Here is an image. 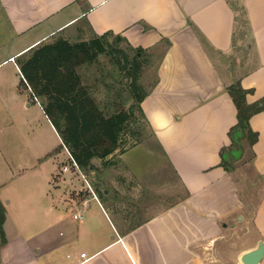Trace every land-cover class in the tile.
<instances>
[{
	"label": "crops",
	"instance_id": "1",
	"mask_svg": "<svg viewBox=\"0 0 264 264\" xmlns=\"http://www.w3.org/2000/svg\"><path fill=\"white\" fill-rule=\"evenodd\" d=\"M0 16L10 34L4 46L12 49L0 50V67L12 61L18 74L16 59L56 33L78 41L110 31L142 53L159 50L154 82L140 108L184 191L152 214L141 208L138 216H146L136 222L128 210L115 209L117 193L106 189L102 196L92 189L70 195L66 184L65 194H42L46 203L37 218L16 222L10 215L26 216L33 207L28 196L0 193V264H241L240 255L264 241V110L249 119L256 142H245L251 183L261 187L247 220L249 204L227 164L242 154L244 140L231 148L228 131L237 119L226 91L239 80L253 90L248 103L264 96V0H0ZM130 150L122 161L135 170ZM150 167L136 172L149 173ZM238 219L248 239L227 262L223 235L236 229Z\"/></svg>",
	"mask_w": 264,
	"mask_h": 264
},
{
	"label": "rangeland",
	"instance_id": "2",
	"mask_svg": "<svg viewBox=\"0 0 264 264\" xmlns=\"http://www.w3.org/2000/svg\"><path fill=\"white\" fill-rule=\"evenodd\" d=\"M57 36L70 39L68 33L62 32L50 36L46 41ZM8 37L10 34L7 26L0 16L1 53L8 54L12 50L4 46L10 41ZM107 41L117 42V46L127 50L126 43L118 42L114 35H109ZM130 54L133 52L130 51ZM159 55V50L156 49L150 54L141 53L139 56L141 66L137 84L141 92H147L154 82ZM110 68L112 66L107 57L100 55L93 64L79 68V73L87 79L90 93L96 102L105 108L108 104L109 108L106 110L109 111L115 107L128 110L129 122L125 131L120 134L119 148L107 157L110 162L108 166L103 167L102 161L95 158L92 162L98 171L86 173L74 165L60 136L56 130V133L53 131L51 122L42 107H39V100L32 94L21 74L17 73L13 62H6L0 67V182H5L0 185V193H7L9 197L26 194L29 198L28 206H33L26 216L10 215L13 222L21 217L26 221L37 218L46 203L42 194H49V198L59 192L65 194L66 184L70 185V195L75 192L85 193L91 189L95 191V185L99 189L110 191L112 195L117 193L114 198L115 209L128 210L132 213L129 217L133 222L146 216L145 213L138 216L141 208H147L149 214H152L178 201L184 194L181 188L178 189V182L172 176L157 143L123 84L106 77L105 70ZM129 149L131 159L136 161L135 170H129L123 165V152ZM250 156L244 141L242 154L227 161L232 172L237 175L242 199L249 204L245 213L247 220H250L261 192V187H255L259 185L258 181L255 180V185L251 183L253 173L249 164ZM147 163L151 165V172L139 175L136 171L146 169L144 167ZM164 163L166 167H163ZM64 166L66 169H63ZM59 208L65 209L62 204ZM242 222L241 219L235 220L236 229L226 231L223 235L221 250L227 262L246 243Z\"/></svg>",
	"mask_w": 264,
	"mask_h": 264
},
{
	"label": "trees",
	"instance_id": "3",
	"mask_svg": "<svg viewBox=\"0 0 264 264\" xmlns=\"http://www.w3.org/2000/svg\"><path fill=\"white\" fill-rule=\"evenodd\" d=\"M108 31L94 35L86 40L69 41L57 36L50 41L40 42L22 53L16 64L19 72L32 94L60 136L62 145L81 172H97L92 160L102 161L108 166L109 155L119 148L120 134L129 122V111L123 108L109 111L96 102L90 93V85L80 73L79 68L91 65L100 55L107 57L112 68L105 70L107 78L123 84L133 100L132 104L142 116L140 102L147 92L140 91L137 77L140 73V48H133L120 35L115 40L124 41L127 50L117 46V42L107 41ZM130 51L133 54H130ZM228 95L236 108V124L228 131L231 148H238L244 140L252 146L258 133L249 126L250 117L264 110V96L248 103L246 95L252 89H245L235 80L226 87ZM222 166L226 169L222 157ZM96 193L103 195V188L95 185ZM4 209L0 204V238L3 241L2 223Z\"/></svg>",
	"mask_w": 264,
	"mask_h": 264
},
{
	"label": "water",
	"instance_id": "4",
	"mask_svg": "<svg viewBox=\"0 0 264 264\" xmlns=\"http://www.w3.org/2000/svg\"><path fill=\"white\" fill-rule=\"evenodd\" d=\"M264 257V241L259 240L257 245L245 252H243L239 260L241 264H258Z\"/></svg>",
	"mask_w": 264,
	"mask_h": 264
},
{
	"label": "built area",
	"instance_id": "5",
	"mask_svg": "<svg viewBox=\"0 0 264 264\" xmlns=\"http://www.w3.org/2000/svg\"><path fill=\"white\" fill-rule=\"evenodd\" d=\"M74 165L76 166L75 162H74ZM73 217L79 219V218H81V215H80V214H76V215H74ZM80 256H81V257H84V256H85V253H81Z\"/></svg>",
	"mask_w": 264,
	"mask_h": 264
}]
</instances>
